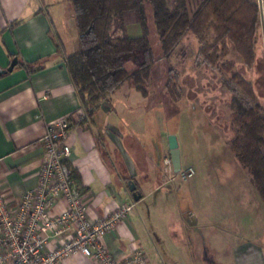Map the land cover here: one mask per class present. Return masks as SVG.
I'll return each mask as SVG.
<instances>
[{"label":"crops","instance_id":"crops-1","mask_svg":"<svg viewBox=\"0 0 264 264\" xmlns=\"http://www.w3.org/2000/svg\"><path fill=\"white\" fill-rule=\"evenodd\" d=\"M54 4L53 0H0V186L9 201L17 203L37 185L46 128L67 118L72 123L70 165L87 198L89 220L95 223L124 204L135 205L106 235L114 257L123 260L143 250L149 264H264V251L246 238L239 220V213L246 211L243 195H237L239 203L232 206L229 196L219 192L229 184L212 187L216 191L212 192L206 179L193 181V176L183 192L185 186H177L178 179L170 180L164 162L171 160L165 124H153L157 127L153 139L143 104L126 105L123 112L118 103L122 101L115 99L126 88L129 99L132 86L125 84L86 122H77L81 101L56 41L68 54L75 47L67 44V27ZM70 19L75 21L74 14ZM124 21L138 23L134 14H127ZM14 59L17 66L8 72ZM130 183L142 196L138 202ZM169 200L179 202L162 211L163 202ZM66 209V201L60 199L51 214ZM56 246L52 242L50 249ZM62 264L95 263L79 254Z\"/></svg>","mask_w":264,"mask_h":264},{"label":"trees","instance_id":"trees-1","mask_svg":"<svg viewBox=\"0 0 264 264\" xmlns=\"http://www.w3.org/2000/svg\"><path fill=\"white\" fill-rule=\"evenodd\" d=\"M69 1L78 32V49L68 54L56 42L87 120L127 83L144 97L149 96L147 83L157 59L149 35L148 6L162 50L160 59L169 62L176 46L185 36L192 35L201 44L204 62L222 73L233 70L231 64L224 62L229 44L245 66L252 68L256 63L255 38L261 13L259 5L250 0H204L195 13L189 0H174L173 8L168 0ZM127 14L136 16L143 36H112L114 19L124 20ZM133 60L136 67L129 71L127 64ZM168 76L167 95L177 103L181 99L179 75L171 67ZM232 82L235 85L225 83L232 94L230 107L236 124L230 149L251 176L264 202V110L240 95L239 89L250 100H256L253 88L240 74H235Z\"/></svg>","mask_w":264,"mask_h":264},{"label":"rangeland","instance_id":"rangeland-1","mask_svg":"<svg viewBox=\"0 0 264 264\" xmlns=\"http://www.w3.org/2000/svg\"><path fill=\"white\" fill-rule=\"evenodd\" d=\"M53 1L54 6L57 5V10L64 18L63 23L67 27L65 39L69 47H75L74 50L68 51L73 53L78 49V32L74 19H70V14H73L71 3L69 0ZM168 1L173 8L174 0ZM203 1L189 0L193 13L197 11ZM250 1L255 2V0ZM257 2L261 18L255 38L256 63L252 68L245 66L235 47L229 44L228 57L224 62L231 64L233 70L223 73L204 62V57L200 54L201 44L192 35L185 36L176 46L169 62L160 59L162 50L152 10L148 6L149 35L157 59L152 69L151 78L147 83L151 97L146 99L133 89L128 99L125 94L126 88L120 91L115 99L122 101L118 103L121 104L123 112L126 105L134 108L133 104L135 103L143 104L144 110L149 113L150 125L148 129L153 139L157 135V127L153 124L158 125V121L165 124L167 141L170 135H175L178 138L183 171L188 167H192L195 171L193 181L206 179L210 184L211 191L212 187L218 188L217 185L229 184L224 186L227 188L226 190L219 192L229 196L227 198L232 206L239 203L236 201V196L243 195L241 203H244L246 211L242 214L239 213V220L245 228L246 238L264 251V202L258 195L251 176L238 163L230 149L231 141L235 137L236 124L230 107L232 94L225 84L227 82L235 85L232 78L235 74H240L253 88L256 100H250L241 89H239L240 95L252 104L261 105L264 110V5L262 0H257ZM111 34L116 38L135 37L143 36V30L139 21L137 25H132L126 24L120 18H115ZM135 67L134 60L127 64L129 71H133ZM171 67L179 75L178 92L181 94V99L177 103L170 101L165 88L169 78L168 70ZM129 86L131 85L128 84L127 87ZM235 180L236 184H233L232 182ZM187 182L190 180L179 176L177 186H185L184 192ZM253 195L256 197V201ZM257 200L260 202L259 205ZM178 202V200L164 201L161 207L162 211L165 206L172 210V206L177 205ZM232 210L235 213L234 207Z\"/></svg>","mask_w":264,"mask_h":264},{"label":"built area","instance_id":"built-area-1","mask_svg":"<svg viewBox=\"0 0 264 264\" xmlns=\"http://www.w3.org/2000/svg\"><path fill=\"white\" fill-rule=\"evenodd\" d=\"M86 120V114H78V123ZM71 127L67 118L47 126L41 140L44 159L37 185L17 203L12 204L0 186V264H62L79 254L95 264H149L143 250L119 260L106 243V235L133 211L134 204H124L95 223L89 220L87 198L70 165ZM164 162L172 182L179 176L190 179L195 175L193 168L175 174L171 160ZM60 199L66 201L67 209L52 215L51 209ZM52 242L57 246L50 249Z\"/></svg>","mask_w":264,"mask_h":264},{"label":"water","instance_id":"water-1","mask_svg":"<svg viewBox=\"0 0 264 264\" xmlns=\"http://www.w3.org/2000/svg\"><path fill=\"white\" fill-rule=\"evenodd\" d=\"M17 63V59H14L7 71L12 72L17 66ZM168 145L174 172L175 174H178L182 171L181 151L179 148L178 138L175 135H170L168 139ZM129 188L133 193L134 200L138 202L142 196L137 192V187L135 186V184L130 183Z\"/></svg>","mask_w":264,"mask_h":264}]
</instances>
